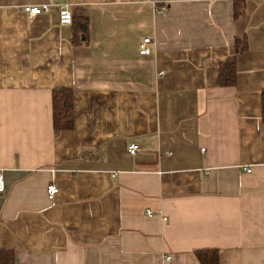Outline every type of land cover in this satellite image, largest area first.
I'll list each match as a JSON object with an SVG mask.
<instances>
[{
  "label": "crops",
  "instance_id": "obj_1",
  "mask_svg": "<svg viewBox=\"0 0 264 264\" xmlns=\"http://www.w3.org/2000/svg\"><path fill=\"white\" fill-rule=\"evenodd\" d=\"M65 4L88 19L76 42ZM241 37L236 85L221 88ZM61 89L72 131L52 126ZM263 89L264 0H0V251L15 264H198L201 250L264 264Z\"/></svg>",
  "mask_w": 264,
  "mask_h": 264
},
{
  "label": "trees",
  "instance_id": "obj_2",
  "mask_svg": "<svg viewBox=\"0 0 264 264\" xmlns=\"http://www.w3.org/2000/svg\"><path fill=\"white\" fill-rule=\"evenodd\" d=\"M235 4L234 16L243 15V9L238 10ZM72 24L76 25L73 31L74 41L81 36H87L88 19L72 17ZM74 42V43H75ZM234 55L218 63L217 84L221 88L234 87L237 82L236 59L248 50L247 40L245 37L235 38ZM261 98V121L264 124V89L260 94ZM74 94L67 89L54 90L52 92V126L55 131L65 132L72 131L74 128ZM195 258L198 264H219V254L216 250H201L195 252ZM0 264H15L14 254L9 251H0Z\"/></svg>",
  "mask_w": 264,
  "mask_h": 264
},
{
  "label": "built area",
  "instance_id": "obj_3",
  "mask_svg": "<svg viewBox=\"0 0 264 264\" xmlns=\"http://www.w3.org/2000/svg\"><path fill=\"white\" fill-rule=\"evenodd\" d=\"M138 1H144V0H138ZM50 8L49 5H42L40 7H34V8H24L23 12L24 14L29 18L33 19L35 17L41 16L43 14H47L49 12ZM157 14H165L163 9H160L156 11ZM58 22L62 26H70L72 23V12L70 11V8L68 5H63L58 9ZM155 40L152 38H143L139 44L138 47V53L140 56H149L151 54V48L155 47ZM139 147L135 144H131L128 147V154L130 156H134L139 151ZM204 152V150H202ZM247 173H250V170H246ZM5 184L3 180V176L0 172V194L4 192ZM58 194V188L54 184H49L46 187V197L48 201H53L55 196ZM145 214L147 216H152L153 213L146 211ZM163 221H165V218H162ZM166 261H170V258H166Z\"/></svg>",
  "mask_w": 264,
  "mask_h": 264
},
{
  "label": "bare ground",
  "instance_id": "obj_4",
  "mask_svg": "<svg viewBox=\"0 0 264 264\" xmlns=\"http://www.w3.org/2000/svg\"><path fill=\"white\" fill-rule=\"evenodd\" d=\"M72 24V23H71Z\"/></svg>",
  "mask_w": 264,
  "mask_h": 264
}]
</instances>
